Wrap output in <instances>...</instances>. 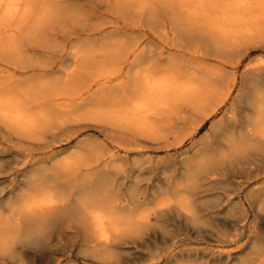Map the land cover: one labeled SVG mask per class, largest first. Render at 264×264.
Masks as SVG:
<instances>
[{"label":"rangeland","instance_id":"1","mask_svg":"<svg viewBox=\"0 0 264 264\" xmlns=\"http://www.w3.org/2000/svg\"><path fill=\"white\" fill-rule=\"evenodd\" d=\"M262 66L264 0H0V264H264V130L203 173Z\"/></svg>","mask_w":264,"mask_h":264},{"label":"bare ground","instance_id":"2","mask_svg":"<svg viewBox=\"0 0 264 264\" xmlns=\"http://www.w3.org/2000/svg\"><path fill=\"white\" fill-rule=\"evenodd\" d=\"M199 1V0H198ZM13 3V2H12ZM32 10V9H30ZM42 13V12H41ZM240 16V15H239ZM26 20V18H25ZM23 21V20H22ZM237 22V21H236ZM41 24V23H40ZM40 26V25H39ZM38 30V29H37ZM74 67V66H73ZM264 67V66H262ZM255 77L256 76H259V72L258 71V68L257 67H252V70H251ZM264 72V71H263ZM264 76V75H263ZM258 79V77H257ZM261 80V79H260ZM255 95L249 100V106H247V108H235V110H231L232 113L229 115V124L227 125V122H226V125H227V128H226V133L229 132L227 134L228 137L224 136V138H227L226 141H225V145H226V149L225 151H223V153H221L219 155V157L216 159V160H213V161H208L209 162H212V165L210 168H208L207 170L205 169V171H203V173L208 176L209 178V175H228V172H230V170H228V166L226 165H229V166H236V165H240V164H243L245 162H249L250 161V157L248 156V152H249V149L254 146V143L252 142V138L254 137H257V132L260 130H264V93L260 90V86H261V83L258 81L255 80ZM162 85V84H161ZM160 91V90H159ZM152 92V91H151ZM150 93V92H149ZM160 94V93H159ZM254 94V93H253ZM144 96V95H143ZM150 101V100H149ZM150 105V104H149ZM215 108V107H214ZM216 110V109H215ZM213 111V110H212ZM234 111V112H233ZM247 112V113H246ZM212 113V112H211ZM40 116V115H39ZM21 117V116H20ZM137 119V118H136ZM225 120H226V117H225ZM228 120V119H227ZM225 123V122H224ZM12 126V125H11ZM34 126V125H33ZM218 129H216L217 131ZM220 130V129H219ZM218 132V131H217ZM223 132V131H221ZM220 133V131H219ZM214 135V134H213ZM218 135L221 136V134H217V139H218ZM225 135V134H224ZM264 137V135H263ZM212 138V137H211ZM223 138V139H224ZM221 139V138H220ZM214 140V139H213ZM219 140V139H218ZM222 140V139H221ZM220 140V141H221ZM258 140V139H257ZM215 142V141H214ZM211 143V142H210ZM212 144V143H211ZM216 144V143H215ZM219 144V143H217ZM214 145V144H213ZM224 145V146H225ZM221 146V144L219 145ZM217 147V146H216ZM211 149V148H210ZM215 149V148H214ZM213 149V150H214ZM212 150V151H213ZM219 152V151H218ZM216 154V153H215ZM197 156V155H196ZM209 156V155H208ZM261 156V155H260ZM196 159V157H195ZM253 159V158H252ZM207 160V159H206ZM254 160V159H253ZM256 160V158H255ZM200 161V160H199ZM263 162V161H261ZM194 163V162H193ZM199 163V162H198ZM222 163V164H221ZM211 164V163H210ZM219 165H222V167L219 168ZM192 166L194 164H191ZM200 165V163H199ZM198 165V167H200ZM208 165V164H207ZM205 166V165H204ZM194 168V166H193ZM191 169V167H190ZM242 169V168H241ZM246 169V168H245ZM235 170V169H234ZM244 171V170H243ZM242 171V172H243ZM234 172V171H233ZM202 172L200 169H197L195 170V173H194V176L195 178L197 179L199 177V175H201ZM230 174V173H229ZM236 174V173H235ZM226 175V176H227ZM234 176V175H233ZM203 177V176H202ZM217 178H219L218 176H216ZM188 178V177H187ZM191 178V177H190ZM229 178V177H228ZM97 179V178H96ZM221 180V179H220ZM223 180V179H222ZM221 180V181H222ZM225 180V179H224ZM86 181V179H85ZM99 181H100V178H99ZM187 181V180H186ZM189 181V180H188ZM201 181V180H200ZM213 181V179H212ZM218 181V180H217ZM101 182V181H100ZM99 182V183H100ZM104 182V181H103ZM203 182V181H202ZM219 182V181H218ZM88 183V182H87ZM224 183V181H223ZM242 183V182H240ZM203 184V183H202ZM208 184V183H207ZM230 184V183H229ZM64 185V184H63ZM101 185V184H100ZM221 185V183H220ZM240 185V184H239ZM206 186V184L204 185ZM222 186H224L222 184ZM236 186V185H234ZM232 186V187H234ZM105 187V186H104ZM238 187V186H237ZM101 188H103V186H101ZM105 189V188H103ZM102 189V190H103ZM205 189V188H204ZM237 189V188H236ZM223 190V189H222ZM225 190V189H224ZM177 195H178V199H177V196H176V206L174 208L177 207V210H183V208L185 207V210H187L186 208V200L188 199V197H192V196H195L197 194H200L202 192V189L199 187L198 184H196L195 181L193 182H184L177 186V190H175ZM235 191V189L233 190L232 189V192ZM237 191V190H236ZM241 191V190H240ZM249 191V190H248ZM231 192V193H232ZM89 193V192H88ZM235 193V192H234ZM100 194V193H99ZM221 194V193H219ZM262 194V193H261ZM94 195V194H93ZM204 195V194H203ZM81 196V195H80ZM173 196H174V193H173ZM222 196V195H221ZM258 196V195H257ZM261 196V195H260ZM264 195H262V198ZM90 197H91V193H90ZM89 197V198H90ZM198 197V196H196ZM223 197V196H222ZM82 199V198H80ZM84 199V198H83ZM95 199V198H93ZM192 199V198H191ZM200 199V198H199ZM219 199V197L217 198ZM223 199V198H222ZM86 200V199H84ZM89 200V199H88ZM96 200V199H95ZM195 200V198H194ZM225 200H226V197H225ZM229 199H227L228 201ZM83 201V200H82ZM91 201V200H90ZM94 201V200H93ZM189 201V200H187ZM193 202V201H192ZM95 203H98V202H95ZM190 203V201H189ZM93 204V203H92ZM91 205V204H90ZM89 205V206H90ZM108 205V204H107ZM194 205V204H193ZM190 206V205H189ZM191 207V206H190ZM193 207V206H192ZM195 208V207H193ZM103 209V208H101ZM190 209V208H189ZM161 210V209H160ZM198 211V210H196ZM182 212V211H181ZM186 212V211H185ZM194 212V211H193ZM112 213V212H111ZM144 213V211L142 212ZM184 213V212H182ZM187 213V212H186ZM184 213V214H186ZM192 214V217H191V214ZM190 213H187L189 217V214H190V217L189 219L191 218V220L194 219V216H193V213L190 212ZM197 213V212H196ZM118 215V214H116ZM194 215L196 216L197 214H195L194 212ZM142 216V215H141ZM259 216V215H258ZM118 217H120V215H118ZM23 218V217H22ZM21 218V219H22ZM196 218V217H195ZM18 219V218H17ZM17 219H14L13 220V223H12V226H13V229H15L16 232H20L21 231V228L22 226H20V222H17L16 220ZM24 219V218H23ZM126 220V218H123ZM122 219V220H123ZM134 219V218H133ZM195 220V219H194ZM133 221V220H131ZM196 221V220H195ZM121 222V221H120ZM129 223V222H128ZM127 223V224H128ZM197 223V222H196ZM122 224V223H121ZM129 225V224H128ZM131 226V224H130ZM135 227V226H134ZM6 229V228H5ZM4 229V230H5ZM132 231H135L133 229H131ZM137 230V229H136ZM257 232V231H256ZM238 236V234H237ZM236 236V237H237ZM233 237V236H232ZM222 240H224L222 238ZM221 240V241H222ZM229 240V239H228ZM227 240V241H228ZM7 240H5V238L3 237V232H0V247H7L8 244L6 242ZM226 241V242H227ZM225 242V241H224ZM231 242V241H230ZM2 249V248H1ZM2 249V250H3ZM7 249V248H6ZM15 253V252H14ZM85 259V258H84Z\"/></svg>","mask_w":264,"mask_h":264}]
</instances>
